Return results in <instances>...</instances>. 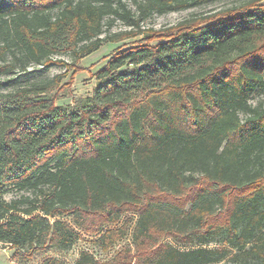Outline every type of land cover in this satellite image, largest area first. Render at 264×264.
Listing matches in <instances>:
<instances>
[{
	"label": "trees",
	"instance_id": "1",
	"mask_svg": "<svg viewBox=\"0 0 264 264\" xmlns=\"http://www.w3.org/2000/svg\"><path fill=\"white\" fill-rule=\"evenodd\" d=\"M133 1L138 14L127 0H0V242L19 262L85 234L108 252L134 214L139 257L38 264H264V97L252 103L264 95V0L113 52L93 95L57 105L66 74H42L69 67L57 55L139 34L103 37L107 20L140 29L198 0Z\"/></svg>",
	"mask_w": 264,
	"mask_h": 264
},
{
	"label": "rangeland",
	"instance_id": "2",
	"mask_svg": "<svg viewBox=\"0 0 264 264\" xmlns=\"http://www.w3.org/2000/svg\"><path fill=\"white\" fill-rule=\"evenodd\" d=\"M255 0H198L195 4H192L183 9L171 10L166 13H159L154 11L150 16L141 20L140 29L134 26L127 25L125 21L121 18H116L111 25L108 27V20L104 26L103 37L107 33H121L126 32H136L139 31L138 35L115 42L105 43L99 50L94 53L85 56L77 61H74L72 57L68 54L63 56L57 55V58L66 60L69 63V67L64 66H53L48 70L44 71L42 74L45 76H54L57 74H66L62 79L60 85L54 90V94L58 97L56 101L57 105H76L77 100L80 98L88 97L94 94L96 87L98 86V80L95 76L96 71L101 69L111 58V54L119 49L130 48L136 42L144 39L146 37L151 38L152 43H158L161 39L159 37H169L170 35L187 28L193 24L204 23L206 18L212 19L215 17H222L223 14L228 11L235 10L236 8L245 7L250 5ZM128 7L136 14H138V8L136 2L133 0H127ZM212 17V18H211ZM109 30V32H108ZM159 39V40H158ZM41 67L31 66L29 71L38 75ZM4 79V78H3ZM264 97L263 94H256L252 103L256 104L260 99ZM22 194L30 195L31 193H22L18 191H11L6 194L7 199L14 197H19ZM128 217H133L131 232L129 236L120 242H118L113 248L108 252H102L100 249L92 243L95 239L94 236L84 235L83 239L77 242L69 250H57V249H47L40 250L32 256L29 257L25 262H19L13 258L15 250L9 245L0 242V264H38L44 258L48 256H55L64 259L68 262H74L81 251L88 250L93 253L99 260H110L114 258L121 250H130L132 257H139L141 251L132 243V229L136 223L137 216L134 214H128ZM71 221L70 218H67ZM161 243L170 242L175 246L188 249L196 247L205 248H223L225 247L222 243H209V244H182L177 243L174 237L171 235H164L162 237ZM144 253V252H142ZM131 264H135V261ZM215 264H238L232 259V254L223 260L222 262Z\"/></svg>",
	"mask_w": 264,
	"mask_h": 264
}]
</instances>
